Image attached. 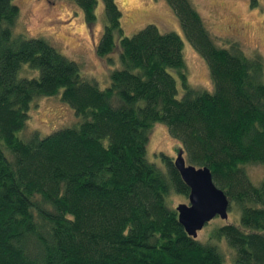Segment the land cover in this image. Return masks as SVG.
I'll return each instance as SVG.
<instances>
[{"label": "trees", "instance_id": "16d2710c", "mask_svg": "<svg viewBox=\"0 0 264 264\" xmlns=\"http://www.w3.org/2000/svg\"><path fill=\"white\" fill-rule=\"evenodd\" d=\"M71 1L88 26L103 5L95 55L120 63L103 90L47 40L14 35L19 9L0 0V264H223L222 240L233 264H264V173L258 185L247 174L264 167V58L219 47L190 0H165L207 64L213 92L197 90L177 34L149 24L126 37L116 0ZM22 65L38 76L18 77ZM56 95L77 121L17 137L32 102ZM155 124L180 144L175 157L210 171L238 224L205 242L185 233L172 198L189 190L174 159L158 154L161 169L146 158Z\"/></svg>", "mask_w": 264, "mask_h": 264}, {"label": "rangeland", "instance_id": "374dc122", "mask_svg": "<svg viewBox=\"0 0 264 264\" xmlns=\"http://www.w3.org/2000/svg\"><path fill=\"white\" fill-rule=\"evenodd\" d=\"M122 17L121 26L124 36L131 37L147 25H154L161 33L173 32L183 41V59L188 84L197 90L213 92L208 67L185 38L178 19L165 0H116ZM200 14L204 24L221 48L236 43L247 57L261 55L264 58V0H190ZM19 9V15L13 27L14 35L26 39L43 38L55 47L64 57L77 63L81 75L94 81L100 89L109 85V73L119 68V59L113 63L99 59L95 47L104 29V13L101 1H98L96 19L88 26L83 12L71 0H12ZM177 82L178 97L183 91L175 72L171 71ZM264 74V72H263ZM38 71L22 65L18 77H37ZM264 83V75L262 78ZM77 121L73 109L60 99V95L43 97L32 102L29 119L17 137L25 140L28 134L37 132L45 137L53 132L68 128ZM28 135V136H27ZM27 136V137H26ZM180 147L177 141L168 136L162 124H155L149 133L146 158L163 169L158 154L172 159L175 149ZM263 166L248 167L247 174L254 185L263 178ZM174 206L188 204V198L173 196ZM239 213L230 206L226 220L215 217L198 232L196 239L207 241L212 230L224 224H238ZM219 243L224 253L223 264H233V251Z\"/></svg>", "mask_w": 264, "mask_h": 264}, {"label": "water", "instance_id": "95a60500", "mask_svg": "<svg viewBox=\"0 0 264 264\" xmlns=\"http://www.w3.org/2000/svg\"><path fill=\"white\" fill-rule=\"evenodd\" d=\"M173 166L189 190L188 204H179L175 210L178 223L185 233L196 239L199 231L215 217L226 220L229 201L218 189L207 168H196L186 163L184 151H176Z\"/></svg>", "mask_w": 264, "mask_h": 264}]
</instances>
